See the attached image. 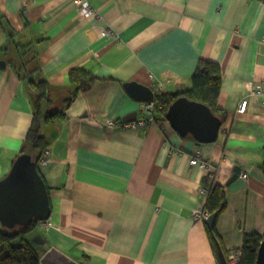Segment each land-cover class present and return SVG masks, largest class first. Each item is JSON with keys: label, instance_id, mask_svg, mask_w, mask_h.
Returning a JSON list of instances; mask_svg holds the SVG:
<instances>
[{"label": "crops", "instance_id": "crops-1", "mask_svg": "<svg viewBox=\"0 0 264 264\" xmlns=\"http://www.w3.org/2000/svg\"><path fill=\"white\" fill-rule=\"evenodd\" d=\"M88 1L90 17L74 0H0V180L34 119L36 93L17 73L32 50V77L50 87L45 110L71 99L65 118L41 131L50 157L38 170L52 213L31 237L42 256L55 248L81 264H223L222 252L229 264L246 235H264V95H250L264 83V0ZM202 60L222 69L218 107L227 119L216 142L181 137L166 119L108 126L144 115L126 83L155 95L185 92ZM73 70L90 86L72 87ZM198 155L226 190L225 211L212 223L218 252L210 219L196 216L206 211L209 183L192 165Z\"/></svg>", "mask_w": 264, "mask_h": 264}, {"label": "trees", "instance_id": "trees-1", "mask_svg": "<svg viewBox=\"0 0 264 264\" xmlns=\"http://www.w3.org/2000/svg\"><path fill=\"white\" fill-rule=\"evenodd\" d=\"M1 22V18H0ZM22 54V53H20ZM22 56V55H21ZM28 56L21 65L18 66L17 73L30 83V90L36 93L34 98V119L27 134L21 155H31L37 164L43 157L44 152L50 145V139L42 134V126L55 123L65 118V110L69 107L71 99L65 100L62 109L52 108L45 110L44 104L52 105L49 93L50 87L47 81L33 78V74L39 71V61L32 50H27L23 58ZM17 67V66H16ZM5 69V65L0 64V71ZM82 73L77 70L71 72V85H77L81 81ZM222 85V69L218 63L200 61L192 78V88L185 92L158 93L155 95L156 111L155 119L165 120L166 113L172 103L181 97H186L191 101H196L208 106L213 113L220 117L223 122L227 115L218 107V101ZM77 87V86H76ZM78 90V89H76ZM264 172V163L262 165ZM213 175V177H211ZM216 171L209 173L207 179L209 183L205 186L208 190L205 208L211 216L216 215V220L225 211L227 206L225 187L216 182ZM216 225V224H215ZM209 230L213 244L217 240L216 226ZM36 224L30 226H17L13 229L4 227L0 222V264H40L42 257L39 246L34 243L31 234ZM264 235L249 234L245 236L241 247L242 258L239 264H257L258 251ZM38 247V248H37ZM215 250L217 246L214 244ZM218 252V251H217Z\"/></svg>", "mask_w": 264, "mask_h": 264}, {"label": "water", "instance_id": "water-1", "mask_svg": "<svg viewBox=\"0 0 264 264\" xmlns=\"http://www.w3.org/2000/svg\"><path fill=\"white\" fill-rule=\"evenodd\" d=\"M90 86L86 80L81 87ZM129 95L140 103L155 101V93L137 82L124 85ZM143 107L141 112H143ZM138 113L129 115L124 122L136 121ZM166 120L181 137L192 136L198 144L217 141L223 121L206 105L181 97L172 103L166 113ZM51 205L47 186L31 155H20L9 174L0 180V222L9 229L17 226H30L48 222L51 218ZM211 216L210 226L216 220ZM213 225L211 226V228ZM223 264L227 261L221 252ZM40 264H81L63 252L52 248L40 259ZM257 264H264V239L258 251Z\"/></svg>", "mask_w": 264, "mask_h": 264}, {"label": "built area", "instance_id": "built-area-1", "mask_svg": "<svg viewBox=\"0 0 264 264\" xmlns=\"http://www.w3.org/2000/svg\"><path fill=\"white\" fill-rule=\"evenodd\" d=\"M74 2L77 4L79 7V13L82 17H90L93 15V8L91 6V3L88 0H74ZM250 95L256 96V95H264V83L259 84L255 88H253L250 91ZM249 100L248 98L243 100L240 104L239 107V112L240 113H245L247 110ZM156 102H150L144 105L143 107V116L140 117L137 121L135 122H130V123H116V122H109L108 126L113 127V128H140L144 127L145 125L151 124V123H157V119H155V111H156ZM49 157H50V151L46 150L44 152L43 157L41 158V164H47L49 162ZM192 165L196 166L199 165L201 169H204L208 173H212L213 171V166L207 162L200 160V155L197 157L193 158L192 160ZM213 177V175H211ZM242 177L247 178V174H242ZM201 194L204 197H207L208 195V190L206 188L201 190ZM197 218L203 219V220H209L210 219V214L209 212L203 211L201 213L196 214ZM47 222H42L41 224L44 225ZM242 258V252L239 250L232 251L228 254L227 259L229 264H239Z\"/></svg>", "mask_w": 264, "mask_h": 264}, {"label": "bare ground", "instance_id": "bare-ground-1", "mask_svg": "<svg viewBox=\"0 0 264 264\" xmlns=\"http://www.w3.org/2000/svg\"><path fill=\"white\" fill-rule=\"evenodd\" d=\"M76 6H77V4H76ZM77 9L79 10V7H78V6H77ZM154 102H155V101H154ZM137 120H138V119H137ZM137 120H136V121H137ZM133 122H135V121H133Z\"/></svg>", "mask_w": 264, "mask_h": 264}, {"label": "rangeland", "instance_id": "rangeland-1", "mask_svg": "<svg viewBox=\"0 0 264 264\" xmlns=\"http://www.w3.org/2000/svg\"><path fill=\"white\" fill-rule=\"evenodd\" d=\"M38 248V247H37ZM39 250L42 252V249H40V247H39Z\"/></svg>", "mask_w": 264, "mask_h": 264}]
</instances>
